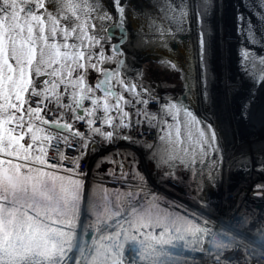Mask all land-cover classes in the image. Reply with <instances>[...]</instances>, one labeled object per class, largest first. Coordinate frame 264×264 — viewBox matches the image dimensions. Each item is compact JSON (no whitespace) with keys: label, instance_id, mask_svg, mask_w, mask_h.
Listing matches in <instances>:
<instances>
[{"label":"snow or ice","instance_id":"obj_1","mask_svg":"<svg viewBox=\"0 0 264 264\" xmlns=\"http://www.w3.org/2000/svg\"><path fill=\"white\" fill-rule=\"evenodd\" d=\"M241 4L238 71L248 119L264 94V0ZM214 11V0H0V264H264V221L234 216L214 232L202 219L203 192L218 180L224 151L215 125L193 107L207 98L205 19ZM193 19L197 43L186 68L156 57L180 74L185 93L160 97L135 55L172 52L169 42L190 32ZM197 86L201 96L193 95ZM101 144L125 147L97 160V169L111 167L93 185L79 165ZM138 154L163 182L190 177L186 195L202 207L173 201L177 211L167 212L156 195L145 204ZM238 164L264 172V156ZM105 179L126 190L109 191ZM256 191L264 198V185Z\"/></svg>","mask_w":264,"mask_h":264},{"label":"bare ground","instance_id":"obj_2","mask_svg":"<svg viewBox=\"0 0 264 264\" xmlns=\"http://www.w3.org/2000/svg\"><path fill=\"white\" fill-rule=\"evenodd\" d=\"M214 3L217 11L220 9V14L214 16L212 13L210 19H205V28L208 29L209 24L211 26L212 40L211 73L205 107L207 106L208 110L210 109L213 125H215L218 135L222 138V148L224 150L222 169L224 165L231 164L240 173V177L229 179L236 182L237 190L225 189V186L221 187L224 188V192L234 193L238 196L239 201H242L244 199L243 193H248L251 190L252 181L264 180V172L257 171L256 168L243 171L238 164V160L242 156H251L253 164H255L259 154L264 153V94H257L256 103L252 106L248 119H243L241 105L246 102L247 85L244 81L242 89L236 95L229 97L230 85L225 80H227V74L233 69L231 64L238 63L237 50L241 46V38L236 33V6L240 5L239 10L241 12H245V14L247 12L241 4V0H214ZM212 16H214V21L211 19ZM130 27L135 29L139 27V24L134 22ZM193 33L197 37L198 28L194 19L191 23L190 32L179 34L174 41L169 42L172 52H168L166 49L138 51L142 53L138 58L139 65L154 75L152 79L149 77H145V79L156 88L157 95L160 97L179 98V95L182 96L185 93V83L180 74L162 68L156 57H168L176 60L182 67L186 68L188 50L193 46ZM197 68L195 70L196 75H198ZM159 79L162 82L161 84H157V82H160ZM193 95H202L200 87L193 89ZM229 99L233 100L234 103L231 104ZM193 107L200 113L199 107H201V104L198 107V103H194ZM198 117L202 118L200 114H198ZM208 118L210 120V116ZM220 178H226V176ZM220 178L218 177V179Z\"/></svg>","mask_w":264,"mask_h":264},{"label":"built area","instance_id":"obj_3","mask_svg":"<svg viewBox=\"0 0 264 264\" xmlns=\"http://www.w3.org/2000/svg\"><path fill=\"white\" fill-rule=\"evenodd\" d=\"M154 110V107H153ZM150 137V136H149ZM148 137V139H149ZM119 147H125L124 145L120 144ZM107 148L99 147L95 154L87 156L79 165L81 169H87L94 161L101 155V153L106 150ZM51 155V154H50ZM67 155H75V153H67ZM65 168L72 167L71 163L65 161L63 163ZM181 203L189 207L192 211H197L198 208L202 207L199 203L193 202L192 197L190 195L183 194L182 198L180 199ZM215 203V204H214ZM214 203H208V207L203 208L202 219H206L208 221L209 227L215 231L222 230V224H226L230 219L234 216H241L246 215L247 217L250 216L256 218L258 220L264 221V209L260 210V212L256 213L257 215L253 216L252 210H245L238 206H234V202L231 198H227L226 201H215ZM211 239L213 241H219L221 239L218 235H212Z\"/></svg>","mask_w":264,"mask_h":264},{"label":"rangeland","instance_id":"obj_4","mask_svg":"<svg viewBox=\"0 0 264 264\" xmlns=\"http://www.w3.org/2000/svg\"><path fill=\"white\" fill-rule=\"evenodd\" d=\"M230 17V15H229ZM213 18V17H212ZM211 18V19H212ZM194 34V33H193ZM197 36V35H196ZM196 38L195 37V34H194V37H193V46L196 45ZM143 52V51H142ZM139 55H141L142 53L140 52H137ZM234 61V60H233ZM236 63V62H235ZM232 66V70L230 71L229 74H227V77L225 80L226 83H228L230 85V90H229V97L231 96H234L236 95L241 89H242V84L244 83V80L242 79L239 71H238V63L236 64H231ZM228 70V69H227ZM232 74V76H230ZM91 75V79H90V83H94V80H95V74H90ZM160 81V79H159ZM210 81V79H209ZM161 82V81H160ZM209 84V83H208ZM244 89V88H243ZM246 89V88H245ZM247 92V91H246ZM207 100V99H206ZM206 100L205 99H202V102H204V104L206 105ZM230 100V103L233 104L234 101L229 99ZM204 105V109L202 110L201 107H199V103H198V107H199V110H200V116L203 118V119H206L207 121H209V116H210V122L213 124V120H212V113L210 114V109L208 110L207 106L205 107ZM197 107V108H198ZM239 111V110H238ZM212 112V110H211ZM209 113V114H208ZM169 119V122H171V118H168ZM109 153H106L104 156L108 155ZM103 156V157H104ZM146 161V165L148 168H153L154 167V162L151 161L150 159L149 160H145ZM111 167V164L109 163H104L102 164L98 169L96 168V166L92 169V174L90 175V180L93 182V185H95L96 181L99 180L100 177H106V173H107V170ZM139 171L141 172L140 170V166H139ZM160 172V170H158ZM187 180L190 179V177L186 178ZM115 183V182H114ZM114 183L111 182V180L109 179H105V182L103 183L102 187L104 188H107L109 191H113V187L115 186ZM118 186H121L120 184H118ZM115 188V187H114ZM121 188V187H120ZM125 189L124 188H121V191H124ZM118 191V189H117ZM157 204V207L160 208V209H165V205L164 204H161V203H158L156 202ZM159 231L160 229L157 228L154 230L155 234H159Z\"/></svg>","mask_w":264,"mask_h":264},{"label":"water","instance_id":"obj_5","mask_svg":"<svg viewBox=\"0 0 264 264\" xmlns=\"http://www.w3.org/2000/svg\"><path fill=\"white\" fill-rule=\"evenodd\" d=\"M222 7H223V6H222ZM216 8H217V7H215V9H216ZM219 10H220V9H219ZM219 10L217 11V9H216V10L213 12V15L215 16V15L220 14V13H219ZM246 14H247V13H246ZM214 16H212V17H213V18H212L213 21H214ZM255 51L259 52L260 49H259V48H256ZM246 88H247V87H246ZM224 156H226V155H224ZM262 156H264V153L259 154L258 158H260V157H262ZM229 173L232 174V169H231V168H230V170H229ZM258 185H264V180L255 181V182L251 185V190L248 192V194L251 195V196H254V197H260V196H261L260 193H258V192L256 191Z\"/></svg>","mask_w":264,"mask_h":264},{"label":"trees","instance_id":"obj_6","mask_svg":"<svg viewBox=\"0 0 264 264\" xmlns=\"http://www.w3.org/2000/svg\"><path fill=\"white\" fill-rule=\"evenodd\" d=\"M166 211V210H165ZM168 212V211H167Z\"/></svg>","mask_w":264,"mask_h":264}]
</instances>
